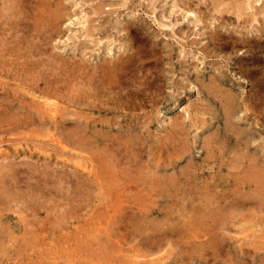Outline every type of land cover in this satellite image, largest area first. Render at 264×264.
Instances as JSON below:
<instances>
[{
	"label": "rangeland",
	"instance_id": "374dc122",
	"mask_svg": "<svg viewBox=\"0 0 264 264\" xmlns=\"http://www.w3.org/2000/svg\"><path fill=\"white\" fill-rule=\"evenodd\" d=\"M215 1L0 0V264H264V0Z\"/></svg>",
	"mask_w": 264,
	"mask_h": 264
},
{
	"label": "bare ground",
	"instance_id": "6f19581e",
	"mask_svg": "<svg viewBox=\"0 0 264 264\" xmlns=\"http://www.w3.org/2000/svg\"><path fill=\"white\" fill-rule=\"evenodd\" d=\"M48 1H49V0H48ZM216 1H217V0H216ZM216 1H215V2H216ZM219 1H220V0H219ZM53 2H54V1H53ZM245 2H246V1H245ZM248 2H249V1H248ZM211 4H212V3H211ZM217 4H218V3H217ZM52 5H53V4H52ZM215 7H216V6H215ZM36 8H37V7H36ZM219 8H220V7H219ZM49 9H50V7H49ZM60 9H61V7H60ZM221 9H222V8H221ZM216 10H217V9H216ZM219 10H220V9H219ZM65 12H66V11H65ZM60 13H61V12H60ZM62 13H63V12H62ZM54 14H55V13H54ZM47 16H48V15H47ZM55 16H57V15H54V17H55ZM12 18H13V17H12ZM13 20L15 21V19H13ZM17 20H18V19H17ZM17 20H16V21H17ZM38 20H39V19H38ZM198 20H199V19H198ZM2 21H3V20H2ZM4 21H5V20H4ZM18 21H19V20H18ZM51 21H52V20H51ZM6 23H7V22H6ZM11 23H12V21H11ZM15 23H16V22H14V24H15ZM12 24H13V23H12ZM18 24H19V23H17V25H18ZM5 25H6V24H5ZM17 25H16V26H17ZM6 26H8V25H6ZM16 26H15V27H16ZM19 26H20V25H19ZM38 26H39V25H38ZM53 26H54V25H53ZM17 27H18V26H17ZM36 27H37V26H36ZM1 28H2V26H1ZM18 28H19V27H18ZM38 28H39V27H38ZM54 28H55V27H54ZM9 29H11V27H10ZM1 30H2V29H1ZM1 30H0V31H1ZM17 30H18V29H17ZM28 30H29V29H28ZM29 31H30V30H29ZM2 32L4 33L5 31L2 30ZM16 32H17V31H16ZM27 32H28V31H27ZM0 33H1V32H0ZM3 33H1V35H2ZM6 33H7V32H6ZM8 33H9V31H8ZM49 33H50V32H49ZM16 34H17V33H16ZM31 34H32V33H31ZM5 35H6V34H5ZM5 35L3 34V37H4V38H6ZM14 35H15V33H14ZM14 35H13V36H14ZM36 35H37V34H36ZM6 36H8V35H6ZM17 36H18V35H17ZM10 37H12V36L10 35ZM10 37H7V38H10ZM15 37H16V36H15ZM18 37H20V36H18ZM36 38H37V37H36ZM0 39H1V38H0ZM13 39H14V38H13ZM39 39H40V38H39ZM14 40H15V39H14ZM6 41H7V40H6ZM19 41H21V40H19ZM41 41H42V40H41ZM11 42H12V41H11ZM4 43H5V42H4ZM20 43H21V42H20ZM16 44H18V43H16ZM30 44H31V43H30ZM21 45H22V44H21ZM2 46H3V43H2ZM4 46H6V45H4ZM25 46H26V45H25ZM25 46L23 45L22 47H25ZM12 47H14V46H12ZM18 47H19V46H18ZM18 47H17V48H18ZM26 47H27V46H26ZM32 47H33V46H32ZM2 48H3V47H2ZM7 48H8V47H7ZM9 48H11V47H9ZM26 49H27V48H26ZM26 49H25V50H26ZM28 49H29V48H28ZM5 50H6V49H5ZM13 50H14V48H13ZM16 50H17V49H16ZM23 50H24V49H23ZM25 50H24V51H25ZM2 51H3V50H2ZM10 51H11V50H10ZM18 51H19V50L16 51L17 54H18ZM12 52H13V51H12ZM5 53H7V52H5ZM0 55H1V53H0ZM14 55H15V54H14ZM18 55H19V54H18ZM26 55H27V57H28V54H26ZM31 55H32V54H31ZM49 55H50V54H49ZM120 56H121V55H120ZM15 57H16V56H15ZM18 57H19V56H18ZM0 58H2V56H1ZM9 58H10V57H9ZM23 58H24V57H23ZM38 58H39V57H38ZM39 59H40V58H39ZM81 59H82V58H81ZM9 60H10V59H9ZM13 60H14V59H13ZM25 60H26V59H25ZM27 60H28V59H27ZM34 60L36 61V59H34ZM66 60H67V59H66ZM19 61H20V60H19ZM19 61H18V62L15 61V64H16V62L19 63ZM28 61H29V60H28ZM30 61H31V60H30ZM44 61H45V60H44ZM56 61H57V60H56ZM59 61H60V60H59ZM114 61H115V60H114ZM3 62H4V59H3ZM25 62H26V61H25ZM31 63H32V62H31ZM42 63H43V62H42ZM65 63H66V62H65ZM115 63H116V62H115ZM4 64H5V63H4ZM9 64H11V63H9ZM32 64H33V63H32ZM39 64H41V63L39 62L38 65H39ZM50 64H51V63H50ZM80 64H81V63H80ZM111 64H112V63H111ZM18 65H19V64H18ZM25 65H26V64H25ZM30 65H31V64H30ZM30 65H28V66H30ZM55 65H56V64H55ZM60 65H61V63H60ZM99 65H100V64H99ZM3 66H4V65H3ZM5 66H7V65H5ZM9 66H10V65H9ZM21 66H22V65H21ZM86 66H87V65H86ZM101 66H104V65H101ZM101 66H99V68H101ZM11 67H12V66H11ZM15 67H16V66H15ZM15 67H14V68H15ZM82 67H83V66H82ZM16 68L19 69L18 66H17ZM24 68H25V67H24ZM34 68H35V67H34ZM51 68H52V67H51ZM87 68H90V66H89V67L87 66ZM93 68H94V67H93ZM99 68H98V69H99ZM17 69H16V70H17ZM68 69H69V68H68ZM78 69H79V68H78ZM78 69H77V70H78ZM91 69H92V68H91ZM95 69H97V68H95ZM14 70H15V69H14ZM19 70H20V69H19ZM26 70H27V69H26ZM38 70H39V69H38ZM79 70H80V69H79ZM4 71H5V70H4ZM4 71H3V72H4ZM12 71H13V70H12ZM36 71H37V70H36ZM39 71H40V70H39ZM69 71H72V69L69 70ZM80 71H81V70H80ZM85 71H86V70H85ZM88 71H89V70H88ZM22 72H24V71H22ZM22 72H21V73H22ZM24 73H25V72H24ZM39 73H40V72H39ZM41 73H42V72H41ZM41 73H40V74H41ZM76 73H77V72H76ZM86 73H87V72H86ZM4 74H6V73L4 72ZM16 74H17V73H16ZM16 74H15V72H14V75H16ZM18 74H19V73H18ZM57 74H58V73H57ZM8 75H10V74H8ZM22 75H23V74H22ZM68 75H69V73H68ZM83 75H84V73H83ZM19 76H20V75H18V77H19ZM41 76H42V75H41ZM69 76H70V75H69ZM71 76H72V75H71ZM80 76H81V75H80ZM93 76H94V75H93ZM18 77H17V78H18ZM36 77H37V76H36ZM85 77H86V76H85ZM88 77H89V76H88ZM88 77H86V78H88ZM94 77H95V76H94ZM40 78H41V77H40ZM109 78H110V77H109ZM14 79H16V78L14 77ZM74 79H75V77H74ZM95 79H96V78H95ZM89 80H91V79L89 78ZM34 81H36V80H34ZM80 81H81V80H80ZM82 81H84V80H82ZM31 82H32V81H31ZM43 82H44V81H43ZM49 82H50V81H49ZM86 82H87V80H86ZM102 83H103V82H102ZM208 83H209V82H208ZM22 84H23V83H22ZM47 84H48V82H47ZM52 84H53V83H52ZM72 84H74V81H73ZM72 84H70V85H71V86H74V85H72ZM107 84H108V83H107ZM12 85H13V84H12ZM12 85H11V87H12ZM15 85H16V84H15ZM24 85H25V84H24ZM37 85H38V84H37ZM86 85H87V84H86ZM86 85H85V86H86ZM88 85H89V84H88ZM49 86H50V84H49ZM76 86H77V85H76ZM81 86H83V85H81ZM92 86H93V85H92ZM15 87H16V86H15ZM19 87H20V86H19ZM35 87H39V86H35ZM52 87H53V85H52ZM16 88H17V87H16ZM40 88H42V87H40ZM57 88H58V87H57ZM57 88H56V89H57ZM73 88H74V87H73ZM81 88H83V87H81ZM108 88H109V87H108ZM29 89H30V88H29ZM47 89H48V88H47ZM74 89H75V88H74ZM17 90H19V88H18ZM20 90L23 91L21 88H20ZM43 90H44V89H43ZM45 90H46V89H45ZM54 90H55V88H54ZM54 90H53V91H54ZM68 90H69L70 95L73 94V93H75V92L71 93V92H70L71 89H68ZM80 90H81V89H80ZM80 90H79V91H80ZM24 91H25V90H24ZM96 91H97V89H96ZM211 91H212V90H211ZM54 92H56V91H54ZM80 92H81V91H80ZM82 92H83V90H82ZM7 93H8V92H7ZM51 93H52V92H51ZM84 93H85V91H84ZM86 93H87V91H86ZM88 93H89V92H88ZM91 93H92V92H91ZM91 93H90L89 96H91V95L93 94V93H92V94H91ZM3 94H4V93H3ZM13 94H14V93H13ZM25 94H26V93H25ZM39 94H40V93H39ZM43 94H46V93H43ZM56 94H58V93H56ZM97 94H98V93H97ZM215 94H216V93H215ZM18 95H19V94H18ZM40 95H41V94H40ZM51 95H52V94H51ZM62 95H63V96H66V95H64V93H63ZM99 95H100V94H99ZM99 95H98V96H99ZM1 96H2V95H1ZM9 96H10V95H9ZM38 96H39V95H38ZM46 96H48V95L46 94ZM57 96H58V95H57ZM48 97H49V96H48ZM55 97H56V96H55ZM67 97H68V96H67ZM81 97H84V96L81 95ZM93 97H94V95H93ZM4 98H5V97H4ZM16 98H17V97H16ZM34 98H35V97H34ZM62 98H63V97H62ZM64 98H65V97H64ZM89 98H90V97H89ZM95 98H97V97L95 96L94 99H95ZM5 99H8V101H9V98H5ZM18 99H19V98H18ZM26 99H27V98H26ZM43 99H44V98H43ZM68 99H69V98H68ZM78 99H79V98H78ZM85 99H86V98H85ZM90 99H91V98H90ZM94 99L92 98V100H94ZM99 99H100V98H99ZM3 100H4V99H3ZM30 100H31V99H30ZM49 100H50V98H49ZM51 100H52V99H51ZM51 100H50V101H51ZM71 100H72V99H71ZM75 100H76V99H75ZM79 100H80V99H79ZM82 100H83V99H82ZM14 101H15V100H14ZM28 101H29V100H28ZM31 101H32V100H31ZM38 101H39V100H38ZM95 101H97V100H95ZM26 102H27V101H26ZM41 102H42V101H41ZM71 102H72V101H71ZM89 102H90V101H89ZM91 102H92V101H91ZM9 103H10V102H9ZM20 103H21V102H20ZM22 103H23V102H22ZM27 103H28V102H27ZM37 103H38V102H37ZM39 103H40V102H39ZM46 103H47V102H46ZM49 103H50V102H49ZM58 103H59V102H58ZM61 103H62V102H61ZM78 103H79V102H78ZM96 103H97V102H96ZM23 104H24V103H23ZM23 104H22V105H23ZM41 104H42V103H41ZM44 104H45V103H44ZM44 104H43V106H44ZM53 104H54V103H53ZM67 104L69 105V103H67ZM72 104H73V103H72ZM82 104H83V103H82ZM4 105H5V104H4ZM7 105H9V104H6V106H7ZM18 105H19V104H18ZM22 105H21V106H22ZM45 105H46V104H45ZM84 105H85V103H84ZM92 105H93V104H92ZM97 105H98V103H97ZM39 106H40V104H39ZM47 106H48V104H47ZM54 106H55V105H54ZM76 106H77V104H76ZM85 106H86V105H85ZM28 107H29V106H28ZM45 107H46V106H45ZM45 107H44V109H43V108H40V109H42V110L44 111V110H45ZM72 107H73V105H72ZM83 107H84V106H83ZM101 107H102V106H100V108H101ZM5 108H8V107H5ZM5 108H4V109H5ZM12 108H13V107H12ZM19 108H20V105H19ZM47 108H48V107H47ZM74 108H75V106H74ZM76 108H77V107H76ZM91 108H92V107H91ZM49 109H50V108H49ZM49 109H48V110H49ZM78 109H79V107H78ZM88 109H89V108H88ZM24 110H25V109H24ZM54 110H55V107H54ZM79 110H80V109H79ZM100 110H101V109H100ZM246 110H247V109H246ZM4 111H5V110H4ZM10 111H11V110H10ZM22 111H23V110H22ZM32 111H33V110H32ZM67 111H68V110H67ZM5 112H7V110H6ZM45 112H46V111H44V113H45ZM2 113H3V112H2ZM28 113H29V112H28ZM30 113H31V112H30ZM42 113H43V112H42ZM60 113H61V112H60ZM62 113H63V110H62ZM32 114H33V113H32ZM34 114H37V113L34 112ZM48 114H49V113H48ZM48 114L46 113V115H48ZM23 115H24V114H23ZM28 115H29V114H28ZM70 115H71V113H70ZM3 117H4V116H3ZM34 117H35V116H34ZM52 117H53V115H52ZM85 117H86V116H85ZM31 118H32V117H31ZM91 118H92V117H91ZM93 118H94V117H93ZM50 119H51V117H50ZM32 120H33V119H32ZM6 121H7V120H6ZM8 121H9V120H8ZM17 121H20V119L17 120ZM28 121H29V120H28ZM28 121H27V122H28ZM30 121H31V120H30ZM33 121H34V120H33ZM36 121H37V119H36ZM42 122H43V121H42ZM45 122H46V121H45ZM200 122H201V121H200ZM7 123H8V122H7ZM21 123H22V122H21ZM39 123H40V122H39ZM50 123H51V122H50ZM84 123H85V122H84ZM172 123H173V122H172ZM179 123H180V122H179ZM2 124H3V122H2ZM28 124H29V123H28ZM18 125H19V124H18ZM23 125H25V124H23ZM43 125H44V124H43ZM1 126H2V125H1ZM21 126H22V124H21ZM27 126H30V125H27ZM36 126H37V125H36ZM82 126H83V125H82ZM15 127H16V126H15ZM42 127H43V126H42ZM42 127H41V128H42ZM54 127H55V126H54ZM231 127H232V126H231ZM0 128H1V127H0ZM18 128H19V127H18ZM18 128H17V129H18ZM33 128H34V123H33ZM7 129H8V128H7ZM38 129H39V128H38ZM47 129H48V128H47ZM35 130H36V129H35ZM54 130H55V129H54ZM47 133H48V132H47ZM64 133H65V132H63V134H64ZM37 134H38V132H37ZM45 134H46V133H45ZM90 135H91V134H90ZM42 136H43V135H42ZM42 136H41V137H42ZM179 137H180V136H179ZM96 138H97V137H96ZM13 141H14V140H13ZM47 141H48V140H47ZM96 141H97V140H96ZM99 141H100V140H99ZM2 142H4V141H2ZM2 142H1V143H2ZM45 142H46V141H45ZM97 142H98V141H97ZM8 143H9V142H8ZM36 143H37V142H36ZM47 143H48V142H47ZM2 144H3V143H2ZM44 144H45V143H44ZM48 144H49V143H48ZM69 144H70V143H69ZM0 145H1V144H0ZM95 145H97V144H95ZM117 146H118V145H117ZM65 147H66V146H65ZM186 147H187V146H186ZM59 148H61V147H59ZM96 148H97V147H96ZM188 148H189V147H188ZM4 149H5V148H4ZM14 149L17 150L16 148H13L12 151H14ZM88 149H89V148H88ZM0 150H3V148H0ZM6 150H8L7 147H6ZM6 150H5V151H6ZM27 150H28V149H27ZM30 150H31V149H30ZM30 150H29V151H30ZM39 150H40V149H39ZM73 150H74V149H73ZM115 151H116V150H115ZM175 151H176V150H175ZM9 152H10V151H9ZM9 152H8V153H9ZM37 152H40V151H37ZM65 152H66V151H65ZM70 152H71V150H70ZM177 152H178V151H177ZM11 153H12V152H11ZM28 153H30V152H28ZM82 153H83V152H82ZM183 153H184V152H183ZM189 153H190V151H189ZM1 154H2V153H0V156H2ZM9 154H10V153H9ZM37 154H38V153H37ZM41 154H42V153H41ZM43 154H44V153H43ZM68 154H69V152H68ZM178 154H179V153H178ZM5 155H7V154L5 153ZM24 155H25V154H24ZM48 155H49V154H48ZM75 155H76V154H75ZM82 155H83V154H82ZM3 156H4V154H3ZM9 156H10V155H9ZM13 156H14V154H13ZM73 156H74V155H73ZM77 156H78V155H77ZM85 156H86V155H85ZM120 156H121V155H120ZM161 156H162V155H161ZM11 157H12V155H11ZM11 157H10V158H11ZM108 157H109V156H108ZM0 158H1V157H0ZM25 158H26V157H25ZM27 158H28V157H27ZM54 158H55V157H54ZM119 158H120V157H119ZM126 158H127V156H126ZM11 159H12V158H11ZM23 159H24V158H23ZM28 159H29V158H28ZM28 159H27V160H28ZM36 159H37V158H36ZM48 159H49V158H48ZM80 159H82V158H80ZM101 159H102V158H101ZM1 160H2V159H1ZM8 160H9V159L7 158V162L10 163L11 161L9 160V161H10V162H9ZM12 160H13V159H12ZM49 160H50V159H49ZM57 160H58V159H57ZM57 160H56V161H57ZM88 160H89V159H88ZM102 160H103V159H102ZM124 160H125V159H124ZM124 160H123V161H124ZM185 160H186V159H185ZM5 161H6V160H5ZM21 161H22V160H21ZM25 161H26V160H25ZM59 161H60V160H59ZM62 161H63V160H62ZM68 161H69V160H68ZM107 161H108V160H107ZM114 161H115V160H114ZM114 161H113V162H114ZM121 161H122V160H121ZM127 161H128V160H127ZM131 161H132V160H131ZM137 161H138V160H137ZM137 161H136V162H137ZM253 161H254V160H253ZM19 162H20V160H18L17 163L19 164ZM30 162H31V161H30ZM30 162H29V164H30ZM43 162H44V161H43ZM43 162H42V163H43ZM57 162H58V161H57ZM105 162H106V161H105ZM118 162H119V161H118ZM12 163H13V162H12ZM32 163L34 164L35 162H32ZM36 163H37V162H36ZM44 163H45V162H44ZM73 163H74V162H73ZM83 163H84V162H83ZM26 164H27V162H26ZM38 164H39V162H38ZM49 164H51V163H49ZM74 164H75V163H74ZM102 164H103V163H102ZM113 164H114V163H113ZM118 164H119V163H118ZM126 164H129V163H126ZM133 164H134V163H133ZM260 164H261V163H260ZM262 164H263V163H262ZM8 165H12V164H8ZM13 165H14V163H13ZM27 165H28V164H27ZM39 165H40V164H39ZM43 165H44V164H43ZM46 165H47V163H46ZM69 165H70V164H69ZM5 166H6V165H5ZM50 166H51V165H50ZM119 166H120V165H119ZM122 166H123V165H122ZM128 166H130V165H128ZM254 166H255V165H254ZM256 166H257V165H256ZM259 166H260V165H259ZM6 167H8V166H6ZM9 167H11V166H9ZM9 167H8V169H9ZM30 167H31V164H30ZM30 167H29V168H30ZM45 167L47 168V166H45ZM48 167H49V166H48ZM73 167H74V166H73ZM89 167H90V165H89ZM130 167H131V166H130ZM140 167H141V166H140ZM220 167H221V166H220ZM257 167H258V166H257ZM257 167H256V168H257ZM16 168H17V167H16ZM40 168H41V167H40ZM40 168L38 167L37 170H39ZM52 168H53V167H52ZM65 168H66V167H65ZM74 168H75V167H74ZM95 168H96V167H95ZM123 168H124V166H123ZM127 168H128V167H127ZM201 168H202V167H201ZM252 168H253V167H252ZM259 168H260V167H259ZM262 168H263V167H262ZM13 169H14V167H13ZM33 169H34V168H33ZM54 169H55V168H54ZM75 169H77V168H75ZM6 170H7V169H6ZM46 170H47V169H46ZM64 170H65V169H64ZM67 170H68V169H67ZM136 170H137V169H136ZM255 170H257V169H255ZM11 171H12V170H11ZM39 171H40V170H39ZM41 171H42V170H41ZM50 171H51V170H50ZM258 171H259V170H257V172H258ZM263 171H264V170H263ZM14 172H15V171H12L11 173H14ZM47 172L49 173V171H47ZM60 172H61V171H60ZM88 172H89V171H88ZM95 172H96V171H95ZM122 172H124V171H122ZM140 172H141V171H140ZM17 173H18V172H17ZM30 173H31V171H30ZM34 173H35V172H34ZM61 173H62V172H61ZM77 173H78V172H77ZM81 173H82V172H81ZM81 173H79V174H81ZM112 173H113V172H112ZM126 173H127V172H126ZM3 174H4V173H3ZM15 174H16V173H15ZM39 174H42V173H39ZM45 174H46V173H45ZM49 174H50V173H49ZM53 174H55V172H54ZM71 174H72V173H71ZM74 174L76 175V173H74ZM89 174H90V172H89ZM115 174H116V173H115ZM253 174H254V173H253ZM257 174H259V172H258ZM56 175H57V174H56ZM66 175H67V174H66ZM75 175H74V176H75ZM131 175H132V174H131ZM255 175H256V173H255ZM255 175H254V176H255ZM259 175H260V174H259ZM259 175H258V176H259ZM263 175H264V173H263ZM263 175H262V176H263ZM37 176H38V175H37ZM51 176H52V175H51ZM51 176H50V177H51ZM63 176H64V175H63ZM67 176H68V175H67ZM88 176H89V175H88ZM258 176H257V178H255V179H258ZM33 177H34V176H33ZM56 177H57V176H56ZM126 177H127V176H126ZM140 177H142V176H140ZM239 177H240V176H239ZM263 177H264V176H263ZM9 178H10V177H9ZM31 178H32V176H31ZM42 178H43V177H42ZM46 178H47V177H46ZM72 178H73V174H72ZM87 178H88V177H87ZM131 178H132V177H131ZM250 178H251V177H250ZM33 179H34V178H33ZM106 179H107V178H106ZM117 179H118V178H117ZM246 179H247V178H246ZM259 179H260V176H259ZM49 180H50V179H49ZM49 180H47V181H49ZM53 180H54V179H53ZM53 180H52V181H53ZM65 180H66V179H65ZM88 180H89V179H88ZM97 180H98V179H97ZM103 180H104V179H103ZM208 180H209V179H208ZM251 180H252V179H251ZM251 180H250V181H251ZM260 180H261V179H260ZM42 181H43V180H42ZM42 181H41V182H42ZM54 181H55V180H54ZM62 181H63V179H62ZM117 181H118V180H117ZM137 181H138V180H137ZM137 181H136V182H137ZM246 181H247V180H246ZM255 181H257V180H255ZM36 182H37V179H36ZM36 182H35V183H36ZM67 182H69V181H67ZM80 182H81V181H80ZM150 182H151V181H150ZM240 182H241V181H240ZM253 182H254V181H253ZM253 182H252V183H253ZM260 182H261V181H260ZM37 183H38V182H37ZM61 183H62V182H61ZM65 183H66V182H65ZM72 183L74 184V182H72ZM120 183H121V182H120ZM237 183H238V182H237ZM58 184H59V183H58ZM62 184H63V183H62ZM62 184H61V185H62ZM88 184H89V183H88ZM151 184H152V182H151ZM153 184H154V183H153ZM225 184H226V183H225ZM43 185H44V184H43ZM63 185H64V184H63ZM235 185H236V184H235ZM238 185H239V184H238ZM252 185H253V184H252ZM52 186H53V185H52ZM72 186H73V185H72ZM74 186H75V185H74ZM119 186H120V185H119ZM130 186H131V185H130ZM152 186H153V185H152ZM168 186H169V185H168ZM241 186H242V185H241ZM245 186H246V185H245ZM254 186H255V185H254ZM259 186H260V185H259ZM45 187H46V186H45ZM78 187H79V186H78ZM85 187H86V186H85ZM88 187H89V186H88ZM137 187H138V186H137ZM236 187H237V186H236ZM238 187H239V186H238ZM255 187H256V186H255ZM262 187H263V186H262ZM262 187H261V189H262ZM34 188H36V187H34ZM48 188H49V187H48ZM89 188H90V187H89ZM132 188H133V187H132ZM195 188H198V187H195ZM208 188H210V187H208ZM211 188H212V187H211ZM215 188H216V187H215ZM243 188H244V187H243ZM36 189H37V188H36ZM42 189H44V188H42ZM49 189H50V188H49ZM72 189H73V188H72ZM81 189H82V188H81ZM150 189H151V188H150ZM238 189H240V188H238ZM244 189H247V188H244ZM257 189H258V188H257ZM99 190H100V189H99ZM152 190H153V189H152ZM192 190H193V189H192ZM209 190H211V189H209ZM222 190H223V188H222ZM249 190H250V189H249ZM251 190H252V189H251ZM37 191H38V190H37ZM48 191H49V190H48ZM70 191H72V190L69 189V192H70ZM95 191H96V190H95ZM117 191H118V190H117ZM127 191H128V190H127ZM212 191H213V190H212ZM229 191H230V189H229ZM35 192H36V191H35ZM75 192H76V189H75ZM86 192H87V191H86ZM99 192H100V191H99ZM189 192H190V191H189ZM214 192H216V191H214ZM40 193H41V192H40ZM51 193H52V192H51ZM73 193H74V192H73ZM101 193H102V192H101ZM138 193H139V192H138ZM196 193H197V192H196ZM252 193H253V190H252ZM256 193H257V192H256ZM36 194H37V193H36ZM43 194H44V193H43ZM76 194H78V193H76ZM89 194H90V193H89ZM92 194H93V193H92ZM129 194H130V193L128 192V196H129ZM134 194H135V193H134ZM155 194H156V193H155ZM238 194H239V191H238ZM243 194H245V192H244ZM246 194L248 195L249 193L246 192ZM28 195H29V194H28ZM31 195H32V193H31ZM39 195H40V194H39ZM86 195H87V194H86ZM139 195H140V194H139ZM156 195H158V194H156ZM160 195H161V194H160ZM254 195H255V194H254ZM254 195H253V196H254ZM20 196H21V195H20ZM72 196H73V195H72ZM140 196H141V195H140ZM152 196H153V195H152ZM189 196H190V194H189ZM207 196H208V195H207ZM211 196H212V195H211ZM211 196H210V197H211ZM223 196H224V195H223ZM225 196H226V195H225ZM230 196L232 197L231 194H230ZM241 196H242V195H241ZM244 196L246 197V195H244ZM249 196H250V195H249ZM256 196H258V195L256 194ZM256 196H254V197L257 198ZM262 196H264V195H262ZM87 197H88V195H87ZM92 197H93V196H92ZM161 197H162V196H161ZM247 197H248V196H247ZM250 197H251V196H250ZM27 198H28V197H27ZM124 198H125V197H124ZM131 198H133V197H131ZM216 198H217V196H216ZM240 198H241V197H240ZM251 198H252V197H251ZM251 198H248V199H251ZM255 198H254V199H255ZM20 199H21V198H20ZM24 199H25V198H24ZM24 199H23V200H24ZM28 199H29V198H28ZM36 199H38V198H36ZM36 199H34V200H36ZM46 199H47V198H46ZM68 199H69V198H68ZM76 199H77V198H76ZM84 199H85V198H84ZM97 199H98V198H97ZM100 199H102V198H100ZM134 199H135V198H134ZM137 199H139V198H137ZM193 199H194V198H193ZM195 199H196V198H195ZM202 199H203V198H202ZM218 199H220V197H219ZM233 199H235V198H233ZM241 199H242V198H241ZM241 199H240V200H241ZM258 199H259V196H258ZM29 200H30V199H29ZM29 200H28V201H29ZM34 200H33V201H34ZM128 200H129V199H128ZM130 200H131V199H130ZM135 200H136V199H135ZM207 200H208V199H207ZM215 200H216V199H215ZM215 200H214V201H215ZM224 200H225V199H224ZM229 200H230V199H229ZM231 200H232V199H231ZM69 201H72V200H69ZM73 201H74V200H73ZM88 201H89V200H88ZM90 201H91V200H90ZM126 201H127V200H126ZM133 201H134V200H133ZM188 201H189V200H188ZM196 201H198V200H196ZM214 201H210V202L214 203ZM222 201H223V200H222ZM222 201H221V202H222ZM225 201H226V200H225ZM251 201H252V200H251ZM253 201H254V200H253ZM263 201H264V200H263ZM23 202H24V201H23ZM56 202H57V201H56ZM77 202H78V201H77ZM91 202H94V201H91ZM100 202H101V201H100ZM205 202H207V201H205ZM233 202H235V201H233ZM10 203H11V202H10ZM31 203H32V199H31ZM35 203H36V202H35ZM42 203H43V202H42ZM107 203H108V202H107ZM111 203H112V202H111ZM130 203H131V202H130ZM199 203H200V202H199ZM201 203H202V202H201ZM208 203H209V202H208ZM225 203H227V202H225ZM225 203H224V204H225ZM262 203H263V202H262ZM3 204H4V203H3ZM33 204H34V202H33ZM36 204H37V203H36ZM66 204H67V203H66ZM72 204H73V203H72ZM88 204H90V203H88ZM108 204H110V203H108ZM120 204H122V203H120ZM140 204H142V203H140ZM145 204H146V203H145ZM173 204H174V203H173ZM190 204H191V203H190ZM224 204H223V205H224ZM238 204H240V203H238ZM243 204H244V202H243ZM243 204H241V206H242ZM246 204H247V203H246ZM8 205H9V204H8ZM29 205H30V203L28 204V206H29ZM39 205H40V204H39ZM42 205H43V204H42ZM132 205H133V203H132ZM202 205H204V204L202 203ZM217 205H218V204H217ZM236 205H237V204H236ZM9 206H10V205H9ZM16 206H17V205H16ZM44 206H45V205H44ZM66 206H67V205H66ZM109 206H110V205H109ZM113 206H114V205H113ZM121 206H122V205H121ZM128 206H129V205H128ZM261 206H262V205H261ZM39 207H40V206H39ZM41 207H42V206H41ZM73 207H74V206H73ZM92 207H94V206H92ZM111 207H112V206H111ZM126 207H127V205H126ZM132 207H133V206H132ZM202 207H203V206H202ZM222 207H223V206H222ZM229 207H230V206H229ZM263 207H264V206H263ZM36 208H37V206H36ZM43 208H44V207H43ZM47 208H48V207H47ZM59 208H60V207H59ZM68 208H69V207H68ZM68 208H67V209H68ZM88 208H89V206H88ZM95 208H96V207H95ZM116 208H117V207H116ZM120 208H121V207H120ZM120 208H119V209H120ZM200 208H201V207H200ZM217 208H218V207H217ZM223 208H224V207H223ZM15 209H16V208H15ZM38 209L41 210L40 208H38ZM45 209H46V207H45ZM50 209H51V208H50ZM50 209H49V212H50ZM89 209H90V208H89ZM135 209H136V207H135ZM138 209H140V208H138ZM204 209H205V208H204ZM10 210H11V209H10ZM32 210H33V209H32ZM43 210H44V209H43ZM51 210H52V209H51ZM59 210H60V209H59ZM62 210H63V209H62ZM82 210H83V209H82ZM104 210H106V209H104ZM131 210H132V209H131ZM144 210H146V209H144ZM144 210H143V211H144ZM148 210H149V209H148ZM174 210H175V209H174ZM205 210H206V209H205ZM37 211H38V210H37ZM56 211H57V210H56ZM56 211H55V212H56ZM70 211H71V210H70ZM135 211H136V210H135ZM137 211H138V210H137ZM212 211H213V210H212ZM12 212H13V211H12ZM16 212H17V211H16ZM46 212H47V210H46ZM58 212H59V211H58ZM60 212H61V211H60ZM62 212H63V211H62ZM62 212H61V213H62ZM66 212H67V211H66ZM81 212H82V211H81ZM84 212H85V210H84ZM116 212H117V211H116ZM130 212H131V211H130ZM177 212H178V210H177ZM4 213H5V211H4ZM18 213H19V212H18ZM61 213H60V214H61ZM69 213H70V212H69ZM87 213H88V211H87ZM117 213H118V212H117ZM146 213H148V212H146ZM150 213H151V212H150ZM201 213H202V212H201ZM216 213H217V212H216ZM218 213H219V212H218ZM44 214H45V213H44ZM56 214H57V213H56ZM60 214H59V215H60ZM79 214H80V213H79ZM82 214H83V213H82ZM134 214H136V213H134ZM139 214H140V213H139ZM160 214H161V213H160ZM162 214H163V213H162ZM187 214H188V213H187ZM3 215H4V214H3ZM5 215H6V214H5ZM12 215H13V213H12ZM19 215H20V214H19ZM49 215H50V214H49ZM53 215H54V214H52V216H53ZM65 215H67V214H65ZM76 215H77V214H76ZM121 215H122V214H121ZM147 215H148V214H147ZM154 215H155V214H154ZM158 215H159V214H158ZM182 215H183V214H182ZM202 215H203V214H202ZM211 215H212V213H211ZM219 215H221V213H220ZM32 216H33V215H32ZM37 216H38V215H37ZM37 216H36V217H37ZM140 216H141V215H140ZM156 216H157V215H156ZM171 216H172V215H171ZM217 216H218V215H217ZM246 216H247V215H246ZM3 217H4V216H3ZM18 217H19V216H18ZM73 217H74V215H73ZM108 217H109V216H108ZM110 217H111V216H110ZM110 217H109V218H110ZM114 217H116V216H114ZM119 217H120V216H119ZM221 217H222V216H221ZM230 217H231V216H230ZM16 218H17V217H16ZM51 218H52V217H51ZM58 218H61V216L58 217ZM67 218H68V217H67ZM80 218H83V217H80ZM80 218H79V219H80ZM117 218H118V217H117ZM137 218H138V217H137ZM160 218H161V217H160ZM187 218H188V217H187ZM214 218H215V217H214ZM76 219H77V218H76ZM79 219H78V220H79ZM192 219H194V218L192 217ZM215 219H216V218H215ZM36 220H37V219H36ZM45 220H46V219H45ZM108 220H109V219H108ZM212 220H213V219H212ZM217 220H218V219H217ZM50 221H52V220L50 219ZM55 221L57 222V219H56ZM83 221H84V219H83ZM95 221H96V220H95ZM104 221H105V220H104ZM111 221H112V220H110V221H106V222H111ZM116 221H117V220H116ZM5 222H6V221H5ZM29 222H30V221H29ZM56 222H55V224H56ZM62 222H63V221H62ZM98 222H99V221H98ZM102 222H103V221H102ZM122 222H124V221H122ZM130 222H131V221H130ZM149 222H150V221H149ZM22 223H23V222H22ZM104 223H105V222H104ZM125 223H126V222H125ZM152 223H153V222H152ZM200 223H201V222H200ZM211 223H212V222H211ZM221 223H222V222H221ZM10 224H11V223H10ZM99 224H100V223H99ZM101 224H102V223H101ZM127 224H128V223H127ZM212 224H214V223H212ZM37 225H38V224H37ZM80 225H81V224H80ZM83 225H84V224H83ZM83 225H82V227H83ZM91 225H92V223H91ZM161 225H162V224H161ZM52 226H53V225H52ZM73 226H74V225H73ZM109 226H111V224H110ZM116 226H117V225H116ZM116 226H115V227H116ZM119 226H120V224H119ZM217 226H218V225H217ZM8 227H9V226H8ZM18 227H19V226H18ZM41 227H42V226H41ZM74 227H75V226H74ZM111 227H112V226H111ZM113 227H114V226H113ZM120 227H121V226H120ZM76 228H77V227H76ZM91 228H92V227H91ZM132 228H133V227H132ZM134 228H135V226H134ZM134 228H133V229H134ZM149 228H150V227H149ZM27 229H28V228H27ZM77 229H78V228H77ZM122 229H123V228H122ZM126 229H128V228H126ZM155 229H156V228H155ZM20 230H21V229H20ZM48 230H49V229H48ZM83 230H84V229H83ZM103 230H104V229H103ZM103 230H102V231H103ZM152 230H153V229H152ZM25 231H28V230H25ZM29 231H30V230H29ZM93 231H94V230H93ZM93 231H92V232H93ZM99 231H100V230H99ZM205 231H206V230H205ZM205 231H204V233H205ZM34 232H35V231H34ZM80 232H81V230H80ZM94 232H95V231H94ZM104 232H105V231H104ZM108 232H109V231H108ZM115 232H116V231H115ZM133 232H134V231H132V232H130V233H133ZM197 232H198V231H197ZM71 233H72V232H71ZM97 233H98V232H97ZM101 233H102V232H101ZM156 233H157V232H156ZM187 233H188V232H187ZM5 234H6V233H5ZM40 234H41V233H40ZM95 234H96V233H95ZM105 234H106V233H105ZM117 234H118V233H117ZM117 234H116V235H117ZM125 234H127V233H125ZM128 234H129V233H128ZM136 234H137V233H136ZM154 234H155V232H154ZM154 234H153V235H154ZM193 234H194V233H193ZM9 235H10V234H9ZM26 235H27V234H26ZM48 235H49V234H48ZM67 235H68V234H67ZM96 235H97V234H96ZM107 235H108V234H107ZM114 235H115V234H114ZM131 235H132V234H131ZM167 235H168V234H167ZM169 235H170V234H169ZM180 235H181V234H180ZM180 235H179V236H180ZM191 235H192V234H191ZM234 235H236V234H234ZM10 236H11V235H10ZM54 236H55V235H54ZM87 236H88V235H87ZM104 236H105V235H104ZM104 236H103V237H104ZM124 236H125V235H124ZM128 236H129V235H128ZM174 236H176V235H174ZM11 237H12V236H11ZM21 237H22V236H21ZM36 237H37V236H36ZM76 237H77V236H76ZM85 237H86V236H85ZM135 237H136V236H135ZM135 237H134V238H135ZM146 237H148V236H146ZM155 237H156V236H155ZM181 237H184V236H181ZM192 237H193V236H192ZM6 238H7V237H6ZM125 238H126V237H125ZM127 238H128V237H127ZM177 238H178V237H177ZM7 239H8V238H7ZM15 239H16V238H15ZM43 239H44V238H43ZM51 239H52V238H51ZM78 239H79V238H78ZM164 239H165V238H164ZM167 239H169V238H167ZM202 239H203V238H202ZM244 239H245V238H244ZM3 240H4V239H3ZM79 240H80V239H79ZM99 240H100V239H99ZM138 240H139V239H138ZM156 240H157V239H156ZM224 240H225V239H224ZM10 241H11V240H10ZM10 241H9V243H10ZM21 241H22V240H21ZM50 241H51V240H50ZM81 241H82V240H81ZM87 241H88V240H87ZM121 241H122V240H121ZM153 241H154V240H153ZM173 241H174V240H173ZM173 241H172V242H173ZM175 241H176V239H175ZM180 241H181V240H180ZM203 241H204V240H203ZM208 241H210V240H208ZM13 242H14V241H13ZM19 242H20V241H19ZM19 242H18V243H19ZM23 242H24V241H23ZM88 242H89V241H88ZM105 242H106V240H105ZM105 242H103V243H105ZM155 242H156V241H155ZM159 242H160V241H159ZM182 242H183V241H182ZM260 242H261V241H260ZM263 242H264V241H263ZM20 243H21V242H20ZM79 243H80V242H79ZM83 243H84V242H83ZM86 243H87V242H86ZM164 243H166V242H164ZM176 243H177V242H176ZM202 243H203V242H202ZM219 243H220V242H219ZM247 243H248V242H247ZM11 244H13V243H11ZM84 244H85V243H84ZM96 244H97V243H96ZM159 244H160V243H159ZM159 244H157V245H159ZM162 244H163V242H162ZM262 244H263V243H262ZM101 245H102V244H101ZM117 245H120V244H117ZM145 245H146V244L144 243V246H145ZM150 245H151V244H150ZM150 245L148 246V248L151 247ZM154 245H155V243H154ZM154 245H153V247H154ZM164 245H165V244H164ZM180 245H181V244H180ZM197 245H198V244H197ZM203 245H204V244H203ZM203 245L201 244V246H203ZM46 246H47V245H46ZM102 246H103V245H102ZM142 246H143V245H142ZM160 246H161V244H160ZM249 246H250V245H249ZM261 246H262V245H261ZM9 247H10V246H9ZM81 247H82V246H81ZM111 247H112V245H111ZM145 247H146V246H145ZM145 247H144V248H145ZM153 247L151 248L152 250H153V249L156 250V248H158V246H157L156 248H155V247L153 248ZM162 247H163V245H162ZM162 247H160V248H162ZM236 247H237V246H236ZM16 248H17V247H16ZM19 248H20V247H19ZM19 248H17V249H19ZM23 248H24V247H23ZM55 248H56V247H55ZM73 248H74V247H73ZM85 248H86V247H85ZM85 248H84V249H85ZM87 248H88V246H87ZM146 248H147V247H146ZM12 249H13V248H12ZM71 249H72V248H71ZM13 250H14V249H13ZM13 250H12V251H13ZM20 250H21V248H20ZM28 250H29V249H28ZM30 250H31V249H30ZM73 250H74V249H73ZM111 250H113V249H111ZM185 250H186V249H185ZM239 250H240V249H239ZM146 251H147V250H146ZM149 251H150V249H149ZM242 252H243V251H242ZM13 253H14V252H13ZM21 253H22V252H21ZM139 253H140V255H141V254L144 253V252H142V253L139 252ZM174 253H175V252H174ZM176 253H177V252H176ZM239 253H240V252H239ZM244 253H245V251H244ZM7 254H8V253H7ZM7 254H6V255H7ZM9 254H11V253H9ZM135 254H136V253H135ZM171 254H172V253H171ZM13 255H14V254H13ZM132 255H133V254H132ZM142 255H143V254H142ZM146 255H147V254H146ZM150 255H151V254H150ZM150 255H149V256H150ZM10 256H11V255H10ZM147 256H148V255H147ZM151 256H152V255H151ZM157 256H158V255H157ZM166 256H167V255H166ZM171 256H172V255H171ZM11 257H13V256H11ZM62 257H63V256H62ZM65 257H66V256H65ZM118 257H119V256H118ZM143 257H144V256H143ZM153 257H154V256H153ZM145 258H146V257H145ZM149 258H150V257H149ZM165 258H166V257H165ZM165 258H164V259H165ZM11 259H12V258H11ZM152 259H153V258H152ZM170 259H171V258H170ZM172 259H173V258H172ZM3 260H4V259H3ZM137 260H138V259H137ZM17 261H18V260H17ZM23 261H24V260H23ZM71 261H72V260H71ZM154 261H155V259H154ZM162 261H164V260H162ZM13 262H14V261H13ZM111 262H112V261H111ZM141 262H143V261H141ZM16 263H18V262H16ZM144 263H145V262H144ZM62 264H63V263H62ZM83 264H84V263H83ZM145 264H146V263H145ZM151 264H152V263H151ZM160 264H161V263H160ZM167 264H168V263H167Z\"/></svg>",
	"mask_w": 264,
	"mask_h": 264
}]
</instances>
